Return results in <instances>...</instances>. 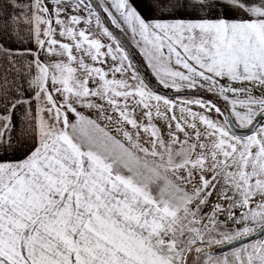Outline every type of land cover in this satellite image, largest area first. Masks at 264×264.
<instances>
[{"label": "snow or ice", "instance_id": "obj_1", "mask_svg": "<svg viewBox=\"0 0 264 264\" xmlns=\"http://www.w3.org/2000/svg\"><path fill=\"white\" fill-rule=\"evenodd\" d=\"M0 264H264V0H0Z\"/></svg>", "mask_w": 264, "mask_h": 264}]
</instances>
